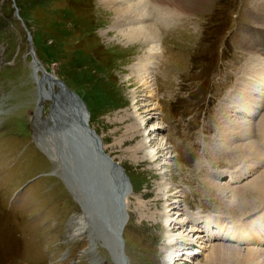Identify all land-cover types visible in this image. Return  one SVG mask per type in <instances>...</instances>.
Masks as SVG:
<instances>
[{
  "label": "rangeland",
  "instance_id": "rangeland-1",
  "mask_svg": "<svg viewBox=\"0 0 264 264\" xmlns=\"http://www.w3.org/2000/svg\"><path fill=\"white\" fill-rule=\"evenodd\" d=\"M99 1L0 0V264H116L100 242L93 250L88 249L85 235L67 236V227L76 226L70 225L75 216L68 220L76 204L58 174L50 172L54 166L49 156L29 136L27 124L34 115L37 94L30 51L36 66L40 64L80 97L103 151L126 174L129 186L122 236L128 264H166V224L158 216L165 199L172 197L176 204L168 206L167 214L193 237L184 249L189 254L181 251V259L168 264H203L207 251L220 241L244 251L247 244L219 238L216 228L227 220L248 225L255 216L264 222V207L257 202L253 210L231 206L210 183L226 187V193L241 186L243 191L258 174L254 168L232 162L231 152L217 136L221 124L244 121H233L236 114H220L231 89L246 92L236 84L255 50L245 49L244 35L264 46V33H258L264 32V25L249 16L252 0H205L183 17L167 22L159 14L153 16L160 41L153 84L156 94L150 101L157 106L149 104L146 94L139 95L137 105L155 109V115H147L141 124L146 133L160 126L149 135L148 143L157 150L163 142L168 147L169 156L158 157L155 164L140 159L141 155L132 157L128 147L134 143H118L125 134L122 126L128 124V120L117 122L123 114L120 111L131 107L128 91L136 88L132 77L126 83V73L134 72L131 66L146 47L125 44L113 31L105 34L112 10L104 9ZM14 6L22 20L15 16ZM48 101L41 107L43 115ZM260 105L254 123L264 113V100ZM231 176L237 178L230 185ZM163 184L170 187L164 198L158 191ZM159 196L161 201H156ZM207 218L216 222L207 225ZM205 227L213 231L209 239L201 231ZM204 244L208 249L200 252Z\"/></svg>",
  "mask_w": 264,
  "mask_h": 264
},
{
  "label": "bare ground",
  "instance_id": "bare-ground-1",
  "mask_svg": "<svg viewBox=\"0 0 264 264\" xmlns=\"http://www.w3.org/2000/svg\"><path fill=\"white\" fill-rule=\"evenodd\" d=\"M100 1L104 9L112 10V21L110 22V25H108L107 30L104 31L106 32L105 34H107V32L109 31H113L114 33H116L114 34V37L123 40L125 44L137 43L140 45H145L146 47L143 55L141 57H138L137 61L134 62L131 66V69H133L134 72L131 71L130 76L128 73H126V83L127 80L132 77V79L134 80V84H136L135 87L140 90L141 93L140 91H137L136 88L128 91V99L130 101L131 107H128L129 109L126 110H121L120 112L123 114L117 121L120 124H124V121L128 120V124L122 126V128H125V134H123L121 138H119L118 143L124 145L127 142H131L132 144L134 143L133 145L128 147L129 153H131L130 155L132 157L141 155L140 159L155 164L157 163L156 160L158 157L162 156V158H165L169 156L167 151L168 147L166 148V144L164 142H161V149L157 150V148L151 146L150 143H148L150 138L149 135L156 133L157 130L160 129V126H153L152 128L155 129L151 132L146 133V130H143L141 128V124L144 122L147 115H149L150 117H153L155 115L154 112H152L155 109L154 107L151 108L149 105V107L147 106L148 108H143V104H141V107L138 108L137 105V101H139L138 99H140L141 97H139V95L143 96V94H146V98L147 101H149V104H151L152 106H157L156 102L151 103L150 101L152 98H155L154 94H156V86L153 87V84L156 85L154 74L155 66H157V57L159 52L158 44L160 41V33L154 22L153 16L155 14H159L160 18L164 22H167L174 19L175 16L183 17L192 10L198 8V4L202 3L205 0ZM251 5L252 6L248 10L249 16L255 21L256 24L264 25V0H260L257 2L256 0H252ZM253 28L251 30H253ZM260 31L261 32L258 33H264L262 32V30ZM254 38L255 37L244 35L242 40V44L246 50L251 51V53L254 50L256 52L250 55V58L245 63V66L243 65L244 70L241 74L243 76L239 77V82H237L238 84H236L244 86L246 92L240 94L235 92L237 90V87L231 89L227 93L225 99L228 100V102L225 104V106L223 105V109H220L221 115L225 116V114L230 113H232V115L236 114V117L233 119V121H235L236 118L237 120L241 119L244 121L241 123L236 121L232 125H228V122L225 124H221L218 127L217 136L222 142L221 146L231 152L233 159H235L232 162L238 164V166L240 167L247 165V167L249 168H254V172H258V174L256 175V180L254 179L255 181L251 182V184L247 188H245L248 190L244 191V189V192L242 191L243 188L241 189L242 186H239V190L237 188L236 191L233 190L226 193V187L222 188L220 185L215 184L216 182L210 183L211 187H214L217 192L220 193L219 195L221 197L226 196V198L223 199L228 201L231 206H237L240 208L248 206L252 210L257 206V204L254 202H257L262 207H264V150H262L264 148V113H261L262 115L257 123H254V121L252 122L261 107L260 103L264 100V46L261 47V44H254V41L252 42ZM34 67L36 71L33 75L35 76L34 79L36 83V78L38 75L37 71L39 69L36 68L35 63L33 64V68ZM243 80H245V82H243ZM41 85V89L44 92V99L46 102L48 100L47 96L45 95V92H47L46 83L43 82ZM51 87L54 88L53 83ZM251 93L256 94V96L252 97L250 95ZM40 98H42L41 95ZM68 98L73 100V102L78 107V110L80 109L82 111V109H84L81 103H79L75 94H68ZM144 98L142 100H144ZM140 102L144 103L145 101ZM60 106L61 104L58 107V111L52 116L43 115L42 108L40 112H34V115L31 118V133L33 135V140L41 150L43 149L45 153L48 152L47 156H49V158L51 159L50 161L54 166V168L50 170V172L55 173L56 175L60 174L61 176L67 178L69 183L72 184L71 187L73 188V190L81 198L85 214L89 219V228L85 230V232H89V234L84 233V235L87 236L86 242L88 244V249L92 248L94 250L95 243L100 242V246L104 248L106 247V249H108L112 260L116 264H122L123 259L121 260V251H119L118 248L116 250L117 243L113 236V231L115 229L113 223L119 217V220H121V228L123 230L125 224L124 214H126L127 195L125 194L123 197V207L121 212H117V204L115 203L116 199L110 192V184H108V178H110L111 175L118 174V168H110V173L107 171L108 166H106L105 164V158L96 154L92 150L90 143L86 144L83 138L81 139L77 136L78 132L76 130V123L74 121V113L70 109H67L65 111ZM142 109H145L143 111L144 113L141 112ZM260 127H262L261 131ZM234 136H236L237 138H233ZM237 141H239V143H236ZM225 149H223L222 151H224ZM138 152H140V154H137ZM259 163L261 165H259ZM107 165H109V163ZM247 167H245V169ZM239 168L237 170H239ZM245 169H242L243 172L246 171ZM251 173L253 174V172ZM225 175L226 173L223 176ZM241 175H243V173ZM241 175L239 174V176ZM236 178L237 177L233 176L230 177V185L235 184L234 180ZM128 186L129 185H127V189ZM169 188V185L166 184H163V186H160V188H158L159 194L162 195L161 197L164 198L167 194L170 193ZM249 192L252 194L248 195ZM175 199V197H172L170 200L166 198V204H162L164 206V209L161 210L162 212H160V215L158 216L162 220V222L166 224L164 239V248L167 247L165 249L166 264H168L170 261L173 262L176 257L178 260L181 259L178 253H181V251H184V249L187 250L186 244L190 243L193 237V235H190L189 230L183 229L182 224L181 226H177L178 223H173V221H175L177 218L168 215L166 212L168 211L167 208L169 205L174 206L176 204ZM157 200L161 201L160 196L159 198L157 197L156 201ZM177 215L178 214H176V216ZM256 217L257 216L254 217V220L257 219ZM76 218L77 217H74V219L72 220L74 222L71 223L70 221V225L74 224L77 226L78 222ZM243 220L248 221V219ZM254 220H250L249 222H247L248 225L241 223L240 226L238 225L236 220H227L228 222L223 223L220 229L216 228V233H222L220 236H234L233 240H236L237 243L247 244V249L243 248L244 251H241V247L238 248L237 246L236 249L231 247L232 245L224 244L222 243L223 241H220L221 243H215L212 247L209 246L210 249L208 251L206 250L208 253L205 254L204 263L228 264L229 262H234L235 264H264V247L257 244L261 239L264 240V233L262 231L263 226L261 227L259 225L260 228H258L257 226L253 225ZM214 222L216 221L211 219L205 221L207 225ZM171 225L174 228L173 231L169 229L171 228ZM198 226H200V223ZM177 229H182V231L175 233ZM204 229L205 230L203 231V229L201 228V231L204 233L202 234L206 235L207 239H209L208 236L213 231L207 229L206 227ZM74 231L76 232V230ZM81 232L82 231H79L78 234L81 235ZM184 232H186V234H183ZM195 235H197L198 237L199 234L196 233ZM247 241H252L254 243H247ZM203 242L204 241H201V244ZM176 244L178 245V248L174 249L173 247ZM206 248L208 249L207 245L204 244L201 247L200 252H203L202 249ZM122 249V258H124V261L127 263V256L124 251L123 242ZM184 252L185 254H189V251ZM183 254L184 253L180 255L183 256ZM118 255L120 256L119 259L121 262L118 261Z\"/></svg>",
  "mask_w": 264,
  "mask_h": 264
},
{
  "label": "water",
  "instance_id": "water-1",
  "mask_svg": "<svg viewBox=\"0 0 264 264\" xmlns=\"http://www.w3.org/2000/svg\"><path fill=\"white\" fill-rule=\"evenodd\" d=\"M14 12H15V16L17 18H19L21 20V18L19 17V15L17 14V10L16 7L14 6ZM23 25V24H22ZM27 37H29V33L28 31H26ZM30 58L32 59L31 63L33 65V63H37L33 53L30 51ZM37 65V64H36ZM36 68L39 69L37 78H36V90H38V92H36V98H35V104H34V108H33V113L34 112H40L41 107L45 101L44 99V92L41 89V84L43 82L46 83V89L47 92H45V95L48 98V104H47V111L44 115L46 116H52L54 115L57 111H58V107L61 104V108L63 110H67L70 109L73 113H74V121L76 123V130L78 132V137L79 138H83L85 143L88 144L90 143V146L92 148V150L98 154L99 156H102L105 158L106 160V166H108V172H111L110 168H118V174L115 175H111L110 178H108V184H110L109 189L110 192L114 195V198L116 199L115 203L117 204V212H121L122 207H123V197L125 194H127L126 192H128L127 189V185H128V181H127V177L126 174L123 170V168L121 167V165H119L116 161L112 160L109 155L103 151V149L101 148V144H100V140L99 137L97 136V134L94 132V130L91 128V126L88 124L87 121V111L85 109V106L82 102V100L80 99V97L73 92L71 89H69L68 87H66V85L59 80L58 78H56L54 75L50 74L49 72L45 71L40 64L38 66H36ZM52 83L54 85V88H52ZM68 94H75L79 103H81V105L83 106L84 109H82V111L79 109H77L78 107L76 106V104L73 102L72 99L68 98ZM40 95L42 98H40ZM30 128H31V132H32V121L30 122ZM30 132V138L33 139V135ZM34 141V140H32ZM35 142V141H34ZM36 143V142H35ZM43 150V149H42ZM44 151V150H43ZM48 153V152H47ZM47 153H45L46 155H48ZM109 163V165H107ZM60 180L62 181V183L64 184V186L67 188V190L69 191V193L71 194L72 198L77 202L78 208L79 210L75 213V216L77 217V226L73 227L74 229H76V231L81 230L82 234H86L89 232H85V230H87L89 228V219L85 214V210L81 201V198L76 194V192L73 190V188L71 187L72 184L69 183V181L67 180V178H65L64 176H61L60 174H58ZM126 217V214H124ZM114 225V231H113V236L116 240V250L117 248L119 249L120 252V256H121V260H122V264H127L124 261L123 257V249H122V242H123V238L121 235L122 232V228H121V220H119V217L114 221L113 223ZM79 229V230H78ZM86 238V235H85ZM117 255V254H116ZM118 255V261H120ZM112 259V257H111Z\"/></svg>",
  "mask_w": 264,
  "mask_h": 264
}]
</instances>
